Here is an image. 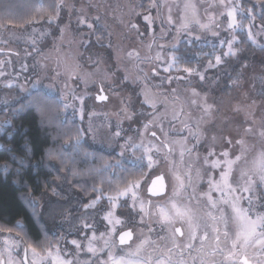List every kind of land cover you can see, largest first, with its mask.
<instances>
[{
  "label": "clouds",
  "instance_id": "9594fccd",
  "mask_svg": "<svg viewBox=\"0 0 264 264\" xmlns=\"http://www.w3.org/2000/svg\"><path fill=\"white\" fill-rule=\"evenodd\" d=\"M0 264H264V0H0Z\"/></svg>",
  "mask_w": 264,
  "mask_h": 264
}]
</instances>
